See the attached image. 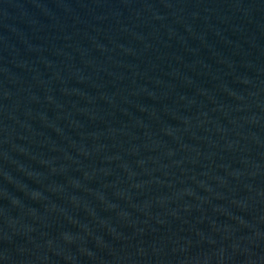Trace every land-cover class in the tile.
Returning a JSON list of instances; mask_svg holds the SVG:
<instances>
[{
  "label": "water",
  "instance_id": "1",
  "mask_svg": "<svg viewBox=\"0 0 264 264\" xmlns=\"http://www.w3.org/2000/svg\"><path fill=\"white\" fill-rule=\"evenodd\" d=\"M0 264H264V0H0Z\"/></svg>",
  "mask_w": 264,
  "mask_h": 264
}]
</instances>
